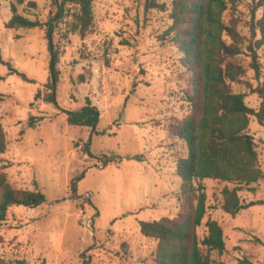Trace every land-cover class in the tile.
I'll return each mask as SVG.
<instances>
[{
    "label": "rangeland",
    "instance_id": "374dc122",
    "mask_svg": "<svg viewBox=\"0 0 264 264\" xmlns=\"http://www.w3.org/2000/svg\"><path fill=\"white\" fill-rule=\"evenodd\" d=\"M10 3L0 0V118L7 140L0 171L14 188H38L45 200L9 207L0 225V253L25 264H155L157 240L143 236L139 222L179 211L175 168L186 147L167 127L189 111V73L165 34L167 11L146 9L145 0H93L92 24L81 36L72 30L79 5L65 0L53 32L60 70L55 106L42 99L49 64L45 26L5 27ZM16 8L43 22L56 5L25 0ZM259 16L254 0L222 14L239 33L241 52L232 59L244 69L231 88L254 108L260 99L251 90L264 83V47L255 45ZM6 62L29 80L10 72ZM86 98L99 111L96 132L66 119V111L81 108ZM247 132L264 173V125L250 115ZM104 155L114 160L103 164ZM201 183L208 211L196 229L198 239L208 218L224 232L223 251L210 252L213 263L264 264V178L250 184L254 192L248 186L239 191L241 201L259 202L235 215L220 209L221 188L230 183Z\"/></svg>",
    "mask_w": 264,
    "mask_h": 264
},
{
    "label": "trees",
    "instance_id": "16d2710c",
    "mask_svg": "<svg viewBox=\"0 0 264 264\" xmlns=\"http://www.w3.org/2000/svg\"><path fill=\"white\" fill-rule=\"evenodd\" d=\"M56 10L45 21L31 19L17 12L16 6L25 0H11L12 15L5 27L39 28L45 26L44 37L49 52L48 76L44 84L42 99L57 106V85L60 70L59 50L53 41V32L63 17L65 0H53ZM242 0H145V8H159L167 11L170 23L165 34L170 35L179 54L178 61L188 73V113L168 124L171 137L181 140L186 154L177 157L175 172L180 177L181 200L179 211L173 217H160L152 221H140L143 236L157 240L155 264H224L213 263L210 252H222L225 247L224 232L217 220L205 221L206 234L201 240L196 233L202 218L208 211L206 194L201 181L210 179L230 183L221 188L220 209L231 215L259 202L241 201L239 191L248 186L254 192L256 183L264 178L256 151V144L247 132L249 116L256 117L264 125V83L253 88L260 99L257 108L244 102V94L234 92L231 82L237 81L244 72L243 67L232 58L241 52L240 37L234 24H225L223 12L233 13ZM260 10L255 28L257 47H264V0H254ZM79 5L74 14L72 30L84 36L93 21V0H76ZM33 4V3H31ZM224 34L231 37L227 42ZM10 72H16L28 79L11 64L6 62ZM256 74L259 67L254 65ZM29 80V79H28ZM41 96L40 91L35 98ZM1 97V93H0ZM69 124L87 126L95 131L99 119L98 109L89 98L79 109L67 110ZM88 145H86L87 152ZM7 150L6 133L0 118V154ZM114 157L104 155L103 164ZM45 195L38 188H14L0 171V225L6 218L7 210L13 205L35 207L43 203ZM259 240V239H257ZM1 241V237H0ZM123 245H126L124 242ZM204 246L206 251H203ZM0 264H25L23 259H12L0 253ZM82 264H88L83 259Z\"/></svg>",
    "mask_w": 264,
    "mask_h": 264
}]
</instances>
